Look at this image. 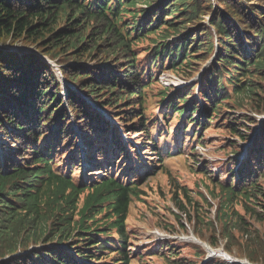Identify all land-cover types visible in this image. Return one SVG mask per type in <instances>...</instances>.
<instances>
[{
    "label": "trees",
    "instance_id": "16d2710c",
    "mask_svg": "<svg viewBox=\"0 0 264 264\" xmlns=\"http://www.w3.org/2000/svg\"><path fill=\"white\" fill-rule=\"evenodd\" d=\"M213 1L0 0L1 42L24 41L52 57L92 58L102 64L64 68L78 91L68 87L62 101L52 66L34 55L0 49V130L10 134L17 145L8 150L0 165V264H132L137 248L133 251L127 232L129 209L132 198L139 199L141 186L154 175L131 183L113 175L92 186L81 181L84 187H80L56 171L54 167L60 166L53 163L62 154L57 153L58 148L65 144L73 147L61 158L65 173L72 169L71 165L78 167L81 163L78 148L70 142L76 139V132L65 104L72 108L78 120L76 127L81 130L85 148L102 158L88 159L90 165L98 168L96 164L100 161L102 170L108 172V167L114 170L112 159L119 162L123 159L128 170L132 169L130 166L137 170L147 168V164L140 166L137 159L127 157L131 152L126 154V149L132 146L126 147L121 142L119 128L111 125L109 118L98 112L81 92L95 103L127 114V119L137 118L136 126L144 129L146 118L142 110L146 89L158 80L153 68L161 69L169 64L173 71L184 70L201 61V54L213 52L215 45L208 29L200 35H205V39L199 40L198 35L193 38V33L202 28L201 18L207 10H212L210 24L220 38L215 61L197 85L203 106H194L198 98L189 93L190 97L179 99L185 105L179 109L182 106L176 104V97L184 95L188 88L178 90L172 97L167 91L159 90L158 106L177 111L182 126L191 122V126L196 125L198 135L201 128L205 130L223 113V104L228 109L235 104L234 96L246 95L254 101L253 95H264L259 85L264 82V0H216V5ZM139 2L146 4L145 8H140ZM167 11L170 14L163 18ZM192 21L199 25L188 27ZM145 40H150L145 60L151 67L140 71L132 47ZM102 57L107 59L104 61ZM168 116L163 113L165 121ZM229 120L233 127L229 131L236 136L240 135L237 126H247L249 122L247 116L240 119L233 116ZM105 133L102 142L106 145L97 149V138ZM199 142L204 144V138ZM142 145L149 152L158 150L150 135L145 136ZM178 150L183 154L181 147ZM228 164L233 166L227 174L231 177L226 183H217L222 197L228 203L241 198L252 207L247 206L249 215L264 224V199L260 201L264 194L258 187V178L254 180L252 176L258 172L259 177H264V172H260L264 165V127L245 159L235 158ZM173 185L176 189L173 201L188 216L185 188L178 182ZM86 190L89 194L78 209ZM191 205L195 208L196 203ZM75 216H79L78 221H74ZM228 216L233 220V214ZM226 217L224 211L219 219L224 221ZM239 219L242 221L236 214V221ZM244 224L234 227L239 228L246 243H251L253 234ZM25 234L43 239L42 248L24 253L18 250ZM63 243L69 244L70 250L62 247ZM167 259L180 260L172 253Z\"/></svg>",
    "mask_w": 264,
    "mask_h": 264
},
{
    "label": "rangeland",
    "instance_id": "374dc122",
    "mask_svg": "<svg viewBox=\"0 0 264 264\" xmlns=\"http://www.w3.org/2000/svg\"><path fill=\"white\" fill-rule=\"evenodd\" d=\"M213 3L216 5L217 1L215 0ZM252 3L256 4L257 2L253 1ZM138 6L145 8L146 4L139 2ZM169 14L170 11H167L164 13L163 18H167ZM211 17L212 10H207L206 14L201 18L200 25L202 24L203 26L199 31L193 33V38L198 35L199 40L205 39V35H200L203 30L208 29L212 34V41L215 45L213 52L201 54V61L185 67L184 70L173 71L167 61H165V64H168L167 66L161 69L153 68V75L158 80L146 89L147 96L142 110L146 118L144 129L136 126V123H138L137 118L127 119V114L120 113L117 109L108 108L106 105L102 106L98 102L95 103V109L104 117L109 118L111 125L119 128L117 131L123 138L121 142L126 147L132 146L131 149H126V154L131 152L127 157L132 160L137 159L140 166L144 163L147 164V168L144 167L142 170H137L130 166L132 169L128 170L129 167L125 168L124 166L126 163H122L123 159L120 162L112 159V163L115 164L114 170L108 167L110 169L108 172L102 170L104 166L100 167L98 164L100 161L96 164L98 168L92 165L88 168L85 158L87 161L88 159L96 158L100 160L102 158L98 157L95 152L92 155L90 148H85V144L82 142L84 138L81 135V130L76 127L78 120L72 108L67 103L65 104L68 109L69 122L76 132V139L72 138L70 142H73L72 144L78 148L81 163L78 167L71 165V173L70 171L65 173L66 167L62 165L61 158L73 148L65 144L62 149L58 148L57 153L62 154L53 163L60 166L58 169L54 167L56 171L62 172L65 177L71 178L80 187H84L80 184L81 181H85L87 185L92 186L113 175L127 183L137 179L140 180L146 175H154V178L149 179L141 186L139 199L132 198L129 209L127 232L132 239L133 251L137 248L133 252L132 264H230L227 258L225 259L218 254L219 251H226L234 259L239 258L240 263L236 262L235 264H264V224L259 223L249 215L247 206L249 208L252 207L247 205L241 198H235L229 203L226 202L224 197H222L219 185H217L220 182L226 183L228 177H231V175L227 176V174L233 166L228 163L235 158H238V160L243 159L256 145V140L261 136V131L264 127V108L262 105L264 104V95L262 93L253 95L256 99L254 101L246 95L234 96L233 101L235 104H232L231 108L228 109L223 104V113L216 117L218 123H215L216 120L212 121L205 130L201 128L199 135H196V125L191 126V122L189 123L190 125H184V130L181 128L183 122L178 119L179 114H177V111L172 112L169 109L159 111L158 107L159 97L157 93L159 90L167 91L169 96L172 97L178 90L184 88H188L186 93L176 97L175 101L177 105L182 106L179 109L185 107L179 99L190 97L189 93H193L198 98L194 106H203L197 85L202 82L204 74L212 67L219 51L220 36L216 33L214 26L210 24ZM198 25H196V21L187 24L188 27H197ZM149 43L150 40H145L138 44H133L132 47V50H136L140 71H145L151 67V64L149 65L145 60L148 55L146 50ZM0 49L15 51L20 55L37 56L54 68L56 77L59 72H62V77H57L61 94H63L64 89L74 86L64 73V68L80 64L84 66H102L96 61H92V58L75 60L70 55L62 56L61 58L52 57L40 51L33 44L24 41H19L15 44L10 40L0 41ZM100 50H104V48H100ZM101 59L105 61L107 58L102 57ZM190 68L194 69L191 70ZM63 78H65L64 82ZM192 84L194 86L190 88ZM259 85L264 89V82ZM164 87L165 89H163ZM83 95L82 97H84ZM61 96L63 101L64 96ZM238 97L239 99H237ZM89 99L91 100L92 98L89 97ZM164 112L169 115L167 121L163 119ZM233 116L238 119L247 116L249 121L247 126L242 124L237 126L240 132V135L237 136L229 131V128H233L229 123V118ZM196 118L200 117L197 116ZM106 134H100L97 138V149L100 145L102 147L106 145V143L102 142V140L106 139ZM146 135L154 138L158 148L157 151L149 152L142 145ZM238 136H243L244 139ZM89 138L90 136L85 139ZM201 138H204V144L202 145L199 142ZM11 147L13 149L17 147L15 141L12 140L10 134L0 130V165ZM180 147L183 149V154L178 152ZM140 155L142 158H140ZM103 162H105V159ZM260 170V172H264V165L261 166ZM205 171L208 173L204 174L203 172ZM168 173L171 174V177ZM67 174L71 176H66ZM127 174L129 176L124 177ZM208 174L213 177L209 178L208 176L210 175ZM259 174L257 172L252 174V176H254V180L258 178V187L261 188L264 194V177H259ZM105 175L108 176L104 177ZM175 182L185 188L188 197L186 202L188 216L180 212L173 201L176 189L172 184H175ZM88 194L89 191L86 190L81 195L77 205L78 209L81 208L83 198ZM263 199L264 197L260 201ZM194 202L196 205L195 208H192L191 204ZM249 203L253 204L252 201ZM224 211H227V217L222 221L219 216ZM229 214H233V220L229 219ZM236 214L240 218L242 217V221L240 219L236 221ZM78 219L79 216L74 217V221H78ZM226 220L229 222L228 224H226ZM50 221L51 224L54 223V220ZM243 222H246L243 227L253 234L254 241L251 243H246L239 228L234 227L238 226L237 224L241 225ZM195 237L205 242L209 246L208 249L202 244L195 243ZM43 241V239L38 240L36 237L25 234L21 238L18 250L34 249L42 246ZM62 245H66V243ZM169 246H171L170 249L165 251ZM170 253L180 258V260L170 262L167 259ZM250 255H254L258 259H253ZM140 256L141 258H139Z\"/></svg>",
    "mask_w": 264,
    "mask_h": 264
},
{
    "label": "bare ground",
    "instance_id": "6f19581e",
    "mask_svg": "<svg viewBox=\"0 0 264 264\" xmlns=\"http://www.w3.org/2000/svg\"><path fill=\"white\" fill-rule=\"evenodd\" d=\"M181 21V20H180ZM128 86V85H127ZM122 91V90H121ZM196 242H199L200 243V240H196ZM202 245H205V244H202ZM79 260V259H78ZM178 264V263H177Z\"/></svg>",
    "mask_w": 264,
    "mask_h": 264
},
{
    "label": "clouds",
    "instance_id": "9594fccd",
    "mask_svg": "<svg viewBox=\"0 0 264 264\" xmlns=\"http://www.w3.org/2000/svg\"><path fill=\"white\" fill-rule=\"evenodd\" d=\"M58 77V76H57Z\"/></svg>",
    "mask_w": 264,
    "mask_h": 264
}]
</instances>
